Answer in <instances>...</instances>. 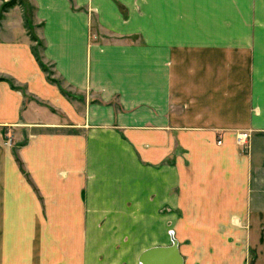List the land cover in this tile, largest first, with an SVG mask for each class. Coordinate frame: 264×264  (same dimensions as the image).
<instances>
[{
	"label": "crops",
	"instance_id": "1",
	"mask_svg": "<svg viewBox=\"0 0 264 264\" xmlns=\"http://www.w3.org/2000/svg\"><path fill=\"white\" fill-rule=\"evenodd\" d=\"M29 1L64 85L5 11L0 264H139L168 245L149 233L167 208L199 231L261 228L264 0Z\"/></svg>",
	"mask_w": 264,
	"mask_h": 264
},
{
	"label": "rangeland",
	"instance_id": "2",
	"mask_svg": "<svg viewBox=\"0 0 264 264\" xmlns=\"http://www.w3.org/2000/svg\"><path fill=\"white\" fill-rule=\"evenodd\" d=\"M14 1V6H19L22 15L27 23V31L36 38L33 42L37 47L39 55L42 50V43L35 35L29 17L33 12V7L29 0H1L0 1V16L8 9H4V4ZM30 38V36H29ZM46 73L50 79L60 85H64L62 80L55 76L51 65L41 59ZM240 151H245V146L239 145ZM160 214L151 216L153 230L149 233L156 235L161 233L163 242L170 244V238L173 236L179 245L181 255L183 256V264H264V216L261 220V228L258 230H248V224L251 227V221L244 220L240 231L223 230L222 225L213 226L209 224L208 230L199 231L195 227L197 224L195 215L178 214L174 210L167 208L161 209ZM140 217V216H136ZM147 217L146 215L142 216ZM157 224V226H154ZM161 224V226H159ZM157 228L156 230L154 228ZM218 227L219 229H217ZM214 228V229H213ZM161 229V230H160ZM216 229V230H215ZM146 231H137V238L143 241L142 238ZM156 233V234H155ZM127 232H121V240L126 237ZM131 237L128 236L127 238ZM141 238V239H140ZM159 239V240H160ZM138 241V240H137ZM152 241L151 243H153Z\"/></svg>",
	"mask_w": 264,
	"mask_h": 264
},
{
	"label": "water",
	"instance_id": "3",
	"mask_svg": "<svg viewBox=\"0 0 264 264\" xmlns=\"http://www.w3.org/2000/svg\"><path fill=\"white\" fill-rule=\"evenodd\" d=\"M139 264H183L178 241L172 236L170 244L153 246L143 250L138 256Z\"/></svg>",
	"mask_w": 264,
	"mask_h": 264
},
{
	"label": "trees",
	"instance_id": "4",
	"mask_svg": "<svg viewBox=\"0 0 264 264\" xmlns=\"http://www.w3.org/2000/svg\"><path fill=\"white\" fill-rule=\"evenodd\" d=\"M14 4H15L14 1H10V2L4 4V7H3V8L6 10V9L10 8L11 6H13ZM1 17H2V16H0V19H1ZM24 25H25V27L27 28V23H26V20H25V19H24ZM28 35L30 36V39H31L33 42L36 41V38H35L33 35H31L30 32H28ZM31 50H32V53L34 54L36 60L39 62L41 68L46 72V69L44 68V66H43V64H42L41 57H40V55H39V53H38V51H37V47H36V45L33 44V45L31 46ZM47 74H48V73H47ZM48 78H49V76H48ZM49 79H50V78H49ZM50 80H52V79H50Z\"/></svg>",
	"mask_w": 264,
	"mask_h": 264
},
{
	"label": "built area",
	"instance_id": "5",
	"mask_svg": "<svg viewBox=\"0 0 264 264\" xmlns=\"http://www.w3.org/2000/svg\"><path fill=\"white\" fill-rule=\"evenodd\" d=\"M7 137L8 141L10 139V133L7 131ZM249 138V135L246 132H239L236 134V142L239 145L245 146L247 144V140Z\"/></svg>",
	"mask_w": 264,
	"mask_h": 264
}]
</instances>
